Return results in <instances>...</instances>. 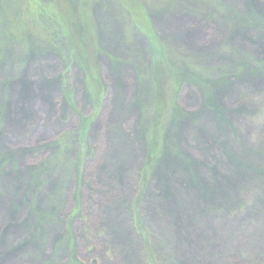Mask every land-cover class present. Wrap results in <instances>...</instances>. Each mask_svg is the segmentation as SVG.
<instances>
[{
	"label": "rangeland",
	"instance_id": "374dc122",
	"mask_svg": "<svg viewBox=\"0 0 264 264\" xmlns=\"http://www.w3.org/2000/svg\"><path fill=\"white\" fill-rule=\"evenodd\" d=\"M126 1L88 0L106 92L93 109L73 64L82 141L65 64L11 33L15 2L0 0V264H149L131 202L153 56L181 65L160 79L179 120L139 200L156 260L264 264V0Z\"/></svg>",
	"mask_w": 264,
	"mask_h": 264
},
{
	"label": "trees",
	"instance_id": "16d2710c",
	"mask_svg": "<svg viewBox=\"0 0 264 264\" xmlns=\"http://www.w3.org/2000/svg\"><path fill=\"white\" fill-rule=\"evenodd\" d=\"M3 1L6 2V0ZM130 1L134 4V0ZM13 2H15V18L13 20L17 18L18 14V27L16 30L15 22L12 23L11 33L16 35L18 32L17 36L22 38L23 42L26 40L27 43H30L31 49H33L32 41L35 38L42 39L48 45L46 49L58 55L65 64L64 73L61 75L63 76L62 93L65 100L74 108L73 110L76 109V112H79H77L79 115L78 134L83 141L90 119L84 117L80 112L66 78L73 64L77 65L83 73L84 90L91 107L93 109L100 107L106 90L100 82L101 75L97 56L101 52V47L91 5L88 0H13ZM131 10L133 12L134 8L131 7ZM146 13L149 14L148 11ZM144 21V23L135 22L137 27L145 32L148 29H145L146 20ZM146 35L149 37L148 32ZM150 37L153 43H157L154 37ZM40 52L44 51L40 50ZM151 63L154 69L155 111L149 120L146 117L142 118L139 128L145 144V155L139 172L137 195L131 202V211L135 229L143 236L147 262L159 264L147 232L141 224L142 213L139 200L143 196L149 177L166 155V134L169 127L175 120H179L175 104L171 107L164 105L160 79L162 74L167 72L166 67L179 72L181 65L178 62H169L164 58L157 60L154 56ZM258 69L264 70V64H260ZM203 82L205 81L203 80ZM60 159L63 161L64 157H60Z\"/></svg>",
	"mask_w": 264,
	"mask_h": 264
}]
</instances>
